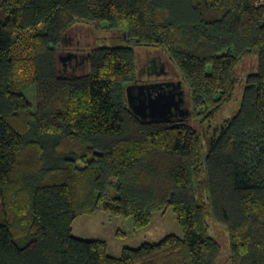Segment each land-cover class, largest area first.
<instances>
[{
  "label": "trees",
  "instance_id": "16d2710c",
  "mask_svg": "<svg viewBox=\"0 0 264 264\" xmlns=\"http://www.w3.org/2000/svg\"><path fill=\"white\" fill-rule=\"evenodd\" d=\"M77 23L126 44L92 47L87 72L63 74ZM134 46L167 54L208 143L189 118L131 111ZM238 93L236 113L212 125ZM169 207L180 235L120 255L72 234L98 210L139 231ZM210 220L226 229L228 264H264V0H0V264H219Z\"/></svg>",
  "mask_w": 264,
  "mask_h": 264
},
{
  "label": "rangeland",
  "instance_id": "374dc122",
  "mask_svg": "<svg viewBox=\"0 0 264 264\" xmlns=\"http://www.w3.org/2000/svg\"><path fill=\"white\" fill-rule=\"evenodd\" d=\"M104 24V23H103ZM126 44L121 32L106 30L103 26H97L94 23H77L64 34V40L59 48V56L64 57L68 53H76L78 55H87L92 47ZM137 66L142 65V60L148 51H156L167 60V54L162 50L146 47H135ZM168 61V60H167ZM170 64V63H169ZM171 65V64H170ZM60 71L63 74H80L89 70L88 61L85 59L78 64L59 59ZM170 77L180 79V74L171 65ZM256 62L254 59L245 60L241 66V73L255 69ZM138 73V70H137ZM187 91V87H185ZM25 96L30 102L32 108L35 107L34 87H30L25 91ZM187 98H189L187 93ZM240 94L238 93L234 100L223 106L218 116L212 121V125H216L223 119L232 116L239 108ZM189 108L191 104L189 101ZM190 124L202 135L204 143H208L211 134V127L208 123H201L198 120L188 117ZM206 148V145H205ZM209 234L215 237L222 246L223 257L219 264H228L227 255L229 253V242L226 229L213 221H209ZM72 234L81 239L100 238L107 242L109 252L113 255H120L122 248L128 246L136 248L144 242H157L168 234L180 235L181 231L174 216V212L169 207L165 212H154L151 224L144 229L135 231L133 229L131 217H121L110 215L102 210H98L93 215H81L74 219L72 223Z\"/></svg>",
  "mask_w": 264,
  "mask_h": 264
},
{
  "label": "water",
  "instance_id": "95a60500",
  "mask_svg": "<svg viewBox=\"0 0 264 264\" xmlns=\"http://www.w3.org/2000/svg\"><path fill=\"white\" fill-rule=\"evenodd\" d=\"M64 57L59 56V59ZM126 97L131 111L142 120H169L191 116L189 98L181 79L128 84Z\"/></svg>",
  "mask_w": 264,
  "mask_h": 264
},
{
  "label": "flooded vegetation",
  "instance_id": "af4514ba",
  "mask_svg": "<svg viewBox=\"0 0 264 264\" xmlns=\"http://www.w3.org/2000/svg\"><path fill=\"white\" fill-rule=\"evenodd\" d=\"M69 62H74V64H78L83 60H87V55H78L76 53H68L64 56L63 59ZM138 73L136 75L135 80L132 82L134 84L141 83H151V82H162V81H177L178 78H172L171 70L173 68L169 64V62L162 58L160 53L156 51H148L146 52L142 65L137 66Z\"/></svg>",
  "mask_w": 264,
  "mask_h": 264
}]
</instances>
